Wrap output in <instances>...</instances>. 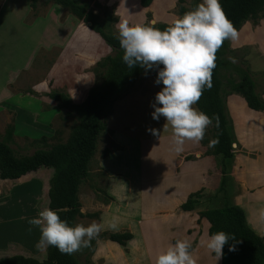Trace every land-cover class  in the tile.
Wrapping results in <instances>:
<instances>
[{
    "label": "rangeland",
    "instance_id": "374dc122",
    "mask_svg": "<svg viewBox=\"0 0 264 264\" xmlns=\"http://www.w3.org/2000/svg\"><path fill=\"white\" fill-rule=\"evenodd\" d=\"M81 1L94 8V13L100 16L104 7L110 10L116 18L110 24L114 34H118L121 20H127L130 24L149 23L152 20L171 24L178 16V0H153L148 8L141 7L138 0ZM193 1L184 0L183 5L191 8ZM95 2L101 7H96ZM237 32L238 38L235 41L228 40L229 48L219 70L221 92L229 90L230 83L239 80L240 70L247 65L255 80L256 91L261 92L263 98L264 11L257 23L246 21ZM111 52L112 48L91 31L87 23L78 20L52 0H37L34 8L30 7L29 0H0V139L4 138L6 129L11 125L13 131L8 144L18 156L65 142L77 116L66 113L65 109L46 94L51 89H62L75 102L83 101L97 82V75L93 70L95 63L102 61ZM229 57H234L235 63ZM155 75V69L147 74L143 70L139 78L129 83L128 93L114 101L117 111H114L112 127L104 130L99 138L88 166L89 176L79 189L81 212L84 216L79 217L76 223H101L115 217L118 230L105 229L100 233L130 232L132 237L121 245L97 236L88 247L73 253L78 264H154L155 256L177 239L191 242V254L196 258V264H215L214 255L209 254L203 246L207 237L202 230L198 212L218 206L220 199L207 197L213 194L203 193L197 206L186 213L180 209L181 203L177 204L179 198L170 206H164L165 191L153 186L156 180H153L151 173L155 166L162 169L171 163L170 158L174 152L172 130L164 117H160V120L163 121L165 133L153 135L149 131V135H146L148 129H156L153 125L145 124L151 118V102L155 93L162 87L154 83ZM76 94L78 96L75 99ZM112 107L107 121L111 120ZM248 113L252 117L253 113ZM139 115L144 125V162L148 164L144 186L142 190L129 191L114 185L112 197V192L107 188L112 182L108 178L122 177L124 174H109L99 165V158L104 156L103 149L112 146L117 138H126L113 134L115 128L121 126L125 119L127 124L133 123V117ZM230 120L233 127L231 117ZM106 132L113 136L110 138V134L106 135ZM42 137L45 139L41 140ZM211 137L209 126L205 129L204 136L206 143L203 146L206 150L210 149L208 142ZM105 138L106 141L102 143ZM235 141L232 147L236 152L241 145L237 137ZM102 144H107V147L103 145L98 150ZM126 150H130L129 146ZM114 156L122 166V160L130 159L127 151H119ZM193 158L195 156L190 153L183 159L188 161ZM214 158L217 161L219 157ZM262 163L259 168L263 173L264 162ZM51 172L52 168L41 167L25 177L0 180V256L22 254L38 259L45 256L46 246L37 247L39 229L29 226L26 220L48 207L47 177ZM128 179L132 180L131 177ZM234 181L235 177L233 183ZM102 195L110 196L107 202L102 200ZM248 198L252 202V195ZM259 225L264 229V220Z\"/></svg>",
    "mask_w": 264,
    "mask_h": 264
},
{
    "label": "trees",
    "instance_id": "16d2710c",
    "mask_svg": "<svg viewBox=\"0 0 264 264\" xmlns=\"http://www.w3.org/2000/svg\"><path fill=\"white\" fill-rule=\"evenodd\" d=\"M59 6L67 9L78 20L89 22L88 28L99 35L102 40L112 48L110 54L105 55L102 61L95 63L93 68L97 75V82L89 90L81 102L72 100L69 94L62 89H51L46 95L55 101L68 114H75L77 121L72 126L67 140L36 149L28 155H15L8 142L13 128L8 126L4 138L0 139V180H15L27 176L41 167L52 168L48 179V207L68 209L61 212L60 216L69 224H74L77 217H83L78 193L82 182L89 176L88 166L95 154L99 138L103 134L106 122L111 111L112 103L120 96L128 93L129 83L139 78L143 69L140 67L129 68L121 59L122 49L110 24L116 21L112 12L103 8L101 16L94 13V8L81 0H52ZM143 8L150 6L153 0H138ZM37 0H29V5L34 8ZM184 0H178V16L196 7L199 0H194L191 8L183 5ZM96 7L100 4L95 2ZM220 5L236 30L246 21L257 23L264 11V0H220ZM148 14V13H147ZM149 15V14H148ZM148 24V23H143ZM169 24L155 22L154 26L164 29ZM229 48V41L225 40L216 52L215 68L211 74V87L205 88L196 102L195 107L205 112L210 117H215L211 127V139L218 143L206 150L207 154L219 157L216 161L221 169L219 186L211 198H219L220 204L214 208L198 212L200 218H205L211 227L208 235L216 231H224L235 237L234 250L229 251L226 244L222 251L220 264H264V237L255 233L246 222L243 209L234 204L233 176L231 166L234 158L235 135L232 123L227 112L225 96L228 93L241 95L247 106L251 109L264 111L262 93L256 91L255 80L251 77L248 66L240 70L239 80L234 81L229 90L221 92L219 70L224 63V55ZM87 90V89H84ZM77 94L75 99L77 98ZM45 138L42 137L41 140ZM200 142L206 143L205 139ZM108 150H103L106 155ZM189 158L190 156H186ZM107 195V194H106ZM199 193L188 196L180 204L183 211L193 210L200 202ZM104 202L110 196H101ZM94 214H91L93 216ZM99 238H107L124 245L132 235L130 232L100 233ZM0 264H78L74 255L63 254L55 247L46 246L45 257L41 260L22 254L0 256Z\"/></svg>",
    "mask_w": 264,
    "mask_h": 264
},
{
    "label": "clouds",
    "instance_id": "9594fccd",
    "mask_svg": "<svg viewBox=\"0 0 264 264\" xmlns=\"http://www.w3.org/2000/svg\"><path fill=\"white\" fill-rule=\"evenodd\" d=\"M148 24H130L121 20L118 24V42L122 49L121 59L129 68L140 67L147 74L155 69V84L162 87L151 102V118L164 117L172 130L173 150L183 151L185 141L199 143L205 136V129L216 119L193 107L205 88L211 87V74L215 68L216 52L225 40L235 41L238 32L226 17L220 0H201L195 8L177 16L164 29ZM235 63L234 57H229ZM157 135L155 128L149 129ZM218 143L211 139L208 147ZM64 208L45 207L35 217L27 218L31 227L39 229L37 247H55L63 254L71 255L89 246L102 230H118L115 217L107 222L69 224L60 216ZM211 227V225H209ZM235 237L224 231L208 235L203 246L214 255L215 264L223 256V247L234 250ZM191 242L177 239L162 249L154 264H196L191 254Z\"/></svg>",
    "mask_w": 264,
    "mask_h": 264
},
{
    "label": "crops",
    "instance_id": "0c3cea01",
    "mask_svg": "<svg viewBox=\"0 0 264 264\" xmlns=\"http://www.w3.org/2000/svg\"><path fill=\"white\" fill-rule=\"evenodd\" d=\"M225 100L227 111L232 118L235 137H237V141L241 145L240 149L235 152V157L233 158L231 166V174L233 178L235 177L232 201L234 204L244 209L249 227L258 235L264 236V229L260 228L259 225V222L264 220V171L262 173L259 168V164L264 162V111L249 108L245 99L236 93H228ZM115 105L116 104L113 102V113L110 115L111 120L106 123L105 131L108 127H112L114 111H117V106ZM248 111L253 113L252 117H250L251 113H248ZM138 112L140 114L141 110L139 109ZM140 120V115L134 116L133 121L137 123L134 124L133 122L127 124V120L125 119L123 123L120 124L121 126L115 128L113 134L117 137L125 136L126 138H117L118 140L116 139V142L112 143V146H109L108 149H103L108 150V153L99 158V165L107 170L109 174H124L122 177L116 178L115 176H111L108 178L109 181L112 182L111 186H107L109 192L115 189L114 185H116L117 188L129 191L136 189L142 190L144 186L143 182L147 174L148 164L144 162L146 158L144 154L145 135L143 130L144 125ZM162 123L163 121L160 119L153 120L150 118L149 123L147 122L145 124L156 127L157 133L161 135L165 133ZM107 134L110 133L106 132V135ZM146 135H149V129L146 131ZM111 136H113L112 133L110 134V138ZM105 141L106 138L102 143ZM103 145L107 147V144H102L99 146L100 148H98V150H101V148L104 147ZM128 146L130 150H126ZM119 151H127L128 156H130V159L122 160L123 166L126 168H124L122 163L117 161L116 156H114ZM190 153L195 156V159L184 161V156ZM170 161L172 162L165 165L162 169H158L157 165L155 166L156 168L150 165V167L155 168L151 173L153 180H156L153 186L165 191L166 198H164V206H170L171 203L178 198L177 204L183 203L188 196L196 193L212 195L218 188L221 177L220 166L215 161L214 155L206 153V147H204L201 142L194 144L191 141H186L183 146V151L180 153L174 151ZM158 163L161 165V162ZM51 173L48 174L47 177V189L48 179ZM128 177H131L133 181H130ZM110 195L114 197L113 192ZM251 195L252 202H249L247 199H249L248 196ZM46 199L48 203L47 191ZM183 212L189 213L191 211ZM78 218L79 217L75 219L74 224ZM198 218L199 217H197V219ZM194 219H196V217H194ZM200 219L203 225L202 230L204 234H206V237H208L209 222L205 218ZM218 263L220 264V260Z\"/></svg>",
    "mask_w": 264,
    "mask_h": 264
},
{
    "label": "water",
    "instance_id": "95a60500",
    "mask_svg": "<svg viewBox=\"0 0 264 264\" xmlns=\"http://www.w3.org/2000/svg\"><path fill=\"white\" fill-rule=\"evenodd\" d=\"M152 21H153V20H152ZM87 25H88V26H90V23H89V22H87ZM93 32H94V31H93ZM78 198H79V193H78ZM79 201H80V200H79Z\"/></svg>",
    "mask_w": 264,
    "mask_h": 264
}]
</instances>
